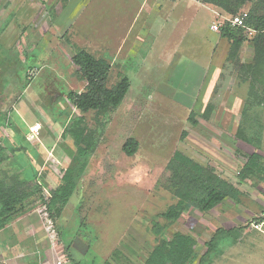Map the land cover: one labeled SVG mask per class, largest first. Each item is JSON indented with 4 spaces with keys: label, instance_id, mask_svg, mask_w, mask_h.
Wrapping results in <instances>:
<instances>
[{
    "label": "rangeland",
    "instance_id": "1",
    "mask_svg": "<svg viewBox=\"0 0 264 264\" xmlns=\"http://www.w3.org/2000/svg\"><path fill=\"white\" fill-rule=\"evenodd\" d=\"M243 2L228 13L201 0H0V164L37 175L8 226L33 247L42 241L57 264H147L174 232L195 242L187 264H264V223L251 227L264 207V58L249 36L234 47L211 29L256 0ZM81 50L109 62L107 87L128 78L107 112L83 113L67 97L85 87L71 63ZM78 117L87 135L73 146L67 128ZM177 152L210 166L237 198L207 212L183 203L167 218L183 186L168 165ZM252 153L254 173L242 180ZM70 160L76 187L49 211Z\"/></svg>",
    "mask_w": 264,
    "mask_h": 264
},
{
    "label": "trees",
    "instance_id": "2",
    "mask_svg": "<svg viewBox=\"0 0 264 264\" xmlns=\"http://www.w3.org/2000/svg\"><path fill=\"white\" fill-rule=\"evenodd\" d=\"M202 3L213 4L221 7L228 13H234L244 2L243 0H201ZM264 0H256L250 13L245 18V26L254 30L248 37L251 39L254 47V56L256 60L264 58ZM232 15V14H229ZM220 35L227 38L234 47H238L246 38L244 29L230 26L224 21L220 27ZM247 39V38H246ZM262 62V61H260ZM71 63L78 67L80 77L85 80L84 90L81 92H68L67 97L73 102L74 106L81 112L95 110L98 112H107L116 107L124 98L128 88L129 81L126 76L122 77L112 87L105 85L108 72L110 70L109 62L103 58H97L85 50L76 52L71 57ZM259 64V63H258ZM188 118L196 123L192 113ZM73 146L78 145L83 137L87 135V127L82 117L74 120L67 128ZM65 130L62 131L64 135ZM186 133L183 132L182 135ZM123 151L131 156L137 150V142L130 138L123 144ZM3 147L0 144V156ZM70 158L77 157L69 152ZM259 155L252 153L238 172L240 179H245L254 173L252 165L256 163ZM1 163V161H0ZM73 160H70L69 166L64 170L58 186L51 190L49 199L46 202V208L49 211L59 210L63 207L65 201L72 195L76 187V178L79 172L73 173L70 166ZM1 165V164H0ZM12 169H18L11 162ZM169 168H172L183 186L175 192L179 201L171 206L165 216L167 218H178L182 210L183 203L192 206L200 212H207L221 203L225 198H237L238 190L228 180L217 174L210 166L202 165L199 162L177 152L169 161ZM0 166V229L14 219L16 209L29 195L30 191L23 188L24 183L30 180H37L36 173L24 175L22 172H8V167ZM39 190V189H37ZM218 232V231H216ZM216 234V233H215ZM206 243L207 251L212 247L216 235ZM194 240L180 232H174L169 241H162L147 258V264H187L194 256ZM69 250V244L66 245V251ZM69 255V254H68ZM203 257V256H202ZM202 257L197 264L202 263ZM72 259V258H70ZM79 264V263H77Z\"/></svg>",
    "mask_w": 264,
    "mask_h": 264
},
{
    "label": "crops",
    "instance_id": "3",
    "mask_svg": "<svg viewBox=\"0 0 264 264\" xmlns=\"http://www.w3.org/2000/svg\"><path fill=\"white\" fill-rule=\"evenodd\" d=\"M201 7L209 9L207 5L202 4ZM210 9L215 15V12H218L216 9ZM12 221L0 229V259L9 264H57L54 256L42 251V241L36 242L37 246L33 247L32 242L29 244L30 237L22 236L20 232L8 226Z\"/></svg>",
    "mask_w": 264,
    "mask_h": 264
},
{
    "label": "built area",
    "instance_id": "4",
    "mask_svg": "<svg viewBox=\"0 0 264 264\" xmlns=\"http://www.w3.org/2000/svg\"><path fill=\"white\" fill-rule=\"evenodd\" d=\"M215 13L217 16L219 15L218 12H215ZM246 17H247V12H244V13L239 14V15H229L228 17L222 16V20L218 19L215 22H213V24L211 25V29L213 31L218 32L220 30V27L222 26L223 22L227 21L230 26L243 28L244 34L246 36H250L254 32V30L245 26V18ZM263 223H264V207H263L262 211L260 212V214L257 216L256 220L252 221L251 227L253 229H260V227ZM0 264H9V263L4 259H0Z\"/></svg>",
    "mask_w": 264,
    "mask_h": 264
}]
</instances>
